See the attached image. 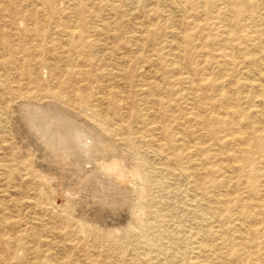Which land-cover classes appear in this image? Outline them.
<instances>
[{"label":"rangeland","instance_id":"rangeland-1","mask_svg":"<svg viewBox=\"0 0 264 264\" xmlns=\"http://www.w3.org/2000/svg\"><path fill=\"white\" fill-rule=\"evenodd\" d=\"M263 43L264 0H0V264H264ZM48 104L127 165L112 197L46 156Z\"/></svg>","mask_w":264,"mask_h":264},{"label":"bare ground","instance_id":"bare-ground-1","mask_svg":"<svg viewBox=\"0 0 264 264\" xmlns=\"http://www.w3.org/2000/svg\"><path fill=\"white\" fill-rule=\"evenodd\" d=\"M49 21H50V19H49ZM55 22L57 23V21H55ZM60 25H64V28H63L64 31L63 32H66L65 34H67V36H68V41L66 42V44L70 47V50L72 48L76 52L85 51V52H89L90 55L93 54L92 53L93 52L92 47L94 45L95 40L93 41L90 38V36L88 34V30H90V29L95 30V29H97V27H96V24L94 22H92L90 20L86 21V19L83 18V14H82L81 10L76 13L75 23H68V21L67 22L64 21L63 24L60 23ZM94 25H95V27H93ZM54 26L55 25L53 24V27ZM88 28H90V29H88ZM38 31H39V29H38ZM96 32H95V35H96ZM103 33H104V31H103ZM62 34H64V33H62ZM74 34H77L78 38L76 40L71 39ZM95 38H96V36H95ZM65 39H67V37H65ZM100 39L101 38H99L98 41H100ZM62 43H64V41H62ZM98 43H100V42H98ZM40 45H42V44H40ZM60 50H58V51H60ZM44 51H45V48H44ZM63 51L61 54H63ZM68 52H69V50H68ZM94 52H96V51H94ZM86 54H88V53H86ZM71 55H72V52H71ZM90 55H87V56H90ZM64 57H65V55H64ZM73 57H75V59H76V56H73ZM91 57H92V55H91ZM70 58L68 60H70ZM78 58H79V55H78ZM93 59H94V57H93ZM222 59L224 60V58H222ZM74 62H76V60ZM220 62H222V61H220ZM49 64H51V63L49 62ZM81 64H82V62H81ZM45 66H46V61H45ZM58 67H60V66L58 65ZM71 67H72V65H71ZM51 70H52V72L57 71L56 66H51ZM74 90L76 91V89H74ZM261 90H263V89H261ZM70 91H72V90H70ZM58 92H60V91H58ZM67 92L68 91H66V93ZM263 93H264V91H263ZM54 95H55V93H53V96ZM65 96H67V95H65ZM70 99H72V98H70ZM70 102L72 103V101H70ZM84 102H86V104H87V101H84ZM32 105H34V104H32ZM57 105L60 106V104H57ZM34 106H33V108L30 107L27 110H25V111L29 112V115H26L25 113H24V115L29 117V118L27 117V122H28V126L32 130L33 135L40 142H42L43 145L45 146L44 149H46L45 151H47V154L45 153L46 156L49 155L48 158L51 161H52V159L53 160L57 159V161H59L61 163V165H60L61 170L66 171V173H68L69 176L73 175L77 179V181H81V183L86 182L85 184H87L89 186V189H91L90 191L93 192V196L96 199H97V196L102 200H104V198H107L109 195H110V197H112L111 194L113 193L112 192L113 189H117L120 185H124L126 182H128V181H126L129 178V177L127 178V175H129L128 171H127L128 169H126L127 165H125L124 162L114 158L115 156L113 158L112 157L111 158H108V157L105 158L104 157V155L108 153V150L112 146H110V143L107 140V136L104 134L103 131L98 129L96 126L92 125L90 121H89L90 123H87L85 120L82 121V120L76 119V117H73L72 114L74 115V113L69 114L72 110L70 112H68L65 109L57 108L58 106L54 107V105L53 106L49 105L48 107L47 106H45V107L44 106L34 107ZM71 107H73V106H71ZM71 107H69V108H71ZM73 108H71V109H73ZM23 109H24V107H23ZM256 115H258V114H256ZM77 118H78V116H77ZM76 128H79V129H76ZM261 130H262V134H261V136L258 137V139H260V141L262 143H264V127ZM113 150H115V148H113ZM110 151H112V149ZM116 151H118V150H116ZM115 153L117 154V152H115ZM107 155L109 156L110 154H107ZM234 158H236V157H234ZM245 158H246L245 160L248 163L253 164L254 162H256V159L258 160V162H261L262 160L264 161V154L262 152L258 156H256V154H252V153L248 152ZM50 160H49V162H50ZM241 168L242 167H240V169ZM241 170L245 171V168H242ZM129 172H130V170H129ZM260 175H263V173H261L260 171L258 172L256 169H253L251 171V176H253V177H257ZM130 177H131V175H130ZM244 208H245V210H244L243 215L246 217L252 216L253 213L251 212L252 211L251 206H246Z\"/></svg>","mask_w":264,"mask_h":264}]
</instances>
